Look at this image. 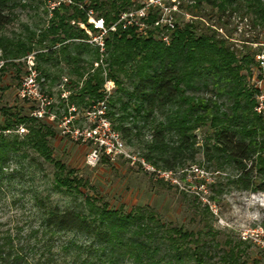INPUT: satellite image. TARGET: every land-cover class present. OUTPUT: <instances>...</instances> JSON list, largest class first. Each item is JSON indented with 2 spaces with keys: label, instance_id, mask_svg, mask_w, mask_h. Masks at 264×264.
I'll return each instance as SVG.
<instances>
[{
  "label": "trees",
  "instance_id": "1",
  "mask_svg": "<svg viewBox=\"0 0 264 264\" xmlns=\"http://www.w3.org/2000/svg\"><path fill=\"white\" fill-rule=\"evenodd\" d=\"M20 1L24 0H0V71L7 64L16 69L15 61L35 50V69L45 73L37 63L47 61L54 54L51 48L57 46L64 63L73 65L71 72L77 79L78 89L69 96L70 102L88 105L98 100L101 72L105 70L118 93L116 98H110L107 114L115 115L117 103L118 122L128 117L134 123L152 119L151 140L143 159L155 167L160 163L163 169H172L184 150L195 144L194 131L208 130L201 145L204 159L213 161L217 168L227 165L236 169L239 175L235 183L264 191V119L253 111L256 90L245 81L255 54L234 49L226 36L220 37L217 32L226 11L248 16L252 28H263L264 4L260 0H176L177 12L183 11L191 20L173 21L171 30L153 25L160 12L150 8L142 21L144 35L137 34L135 27L121 29L117 25L114 31L106 32L100 53L94 46L75 41L87 39L78 23L93 30L87 24L86 11L91 9L108 28L119 13L129 10L133 3L136 6L135 1L73 0L71 5L54 8L37 35L23 26L24 35L9 37L1 31L11 21L10 11L17 5L25 7ZM204 8L217 14L215 24L200 22ZM163 33L168 35L167 44L160 39ZM44 41L49 45L46 51L35 48V43L41 45ZM69 47L72 55L67 51ZM98 61L100 64L92 69ZM78 62L87 67L78 66ZM0 111L4 116L0 124V169L9 153L26 147L52 164L54 188L71 194L88 185L52 157L48 138L54 132L46 120L33 118L30 112L22 115L4 108ZM156 116L161 120L155 121ZM18 127L25 130L21 140L15 134L9 138V133H4L17 131ZM115 129L127 131L120 124ZM166 137H174L175 141L167 142ZM252 170L259 175L256 180L250 178ZM82 205L52 206L42 213V232H71L85 238L81 245L66 241L62 246L63 253L75 249L71 257L63 258L66 264H247L242 242L225 239L219 248L209 230L176 227L163 222L149 207L135 206L123 212L92 196H85ZM22 250L10 238H1L0 264H51L44 260V254L43 262L29 263L22 257ZM214 257L216 261L212 262Z\"/></svg>",
  "mask_w": 264,
  "mask_h": 264
},
{
  "label": "rangeland",
  "instance_id": "2",
  "mask_svg": "<svg viewBox=\"0 0 264 264\" xmlns=\"http://www.w3.org/2000/svg\"><path fill=\"white\" fill-rule=\"evenodd\" d=\"M134 1L136 6L133 3L129 9H136L143 1L150 0ZM161 2L170 8L177 5L176 0H161ZM20 4H24L25 7L17 5L10 11L11 21L1 33L9 37H18L25 34L23 26H26L37 35L38 31L46 26L50 17L45 8V0H24L20 1ZM151 8L158 9V6ZM174 13L176 14L173 21L181 23L191 20V17L183 11L177 12L175 9L171 11L172 16ZM201 16L202 24L203 22L215 24L217 14L214 11L204 8ZM220 22L218 35L220 37L225 35L231 47L241 52L246 50L254 54L258 52V44L264 42V25L263 28H252L248 16L240 17L238 12L228 11L220 18ZM86 36L88 38V35ZM90 36L93 37V34ZM85 40L75 41L87 43ZM35 46L36 49L46 51L49 45L44 41L41 45L35 43ZM51 49L54 54L47 61L37 63L45 70L42 74L35 69V50L27 54L33 56L32 67L38 74L35 83L49 100L47 111L53 116L51 121L46 120L54 132V135L48 138V145L52 157L71 168L75 175L86 180L88 185L78 188L79 193L70 194L64 189H56L53 187L54 168L50 162L44 161L26 147H20L16 152L9 153L0 169V239L8 237L13 244L22 246L21 255L29 263L49 260L51 264H66L63 258L71 257L75 249L69 248L63 253L62 246L66 241L81 245L85 242V238L71 232H42L39 226L42 213L52 206L82 207L85 196H92L100 202H105L108 207L121 209L123 212L135 206L149 207L163 222L184 230H209L219 248L223 247L225 239L240 241L246 246L244 260L247 264H264V191L245 188L243 184L235 183V178L239 175L236 169L227 165L217 168L213 161L204 159L201 145L204 144L209 131L200 128L194 131L195 144L184 150L182 158L175 162L172 169H163L160 163L155 167L142 158L150 144L152 119L147 121L138 119L134 123V119L128 117L118 122L117 103L113 110L115 115L107 114L111 109L108 105L110 98H116L118 93L112 81L106 78L105 70L101 72L103 82L98 90L101 95L98 100L88 105L70 102L69 96L74 95L78 89L75 85L76 75L71 72L73 65L64 63L57 46ZM67 51L70 55L73 54L71 47ZM83 58L86 60V56ZM15 62H18L15 65L17 70L7 64L3 66V71H0V108L7 109L9 113L27 115L32 110L33 104L17 96L22 79L26 75L27 58L24 56ZM2 63L0 60V65ZM97 64L100 62L93 63L92 69L96 68ZM77 65L87 67L81 62ZM256 74L254 61L250 66V75L245 78L246 83L251 85ZM108 80L111 86L108 87V93H105L103 85ZM132 102L130 101V104ZM101 104L104 105L103 117L109 122L112 130H116L119 124L127 129L124 133L116 130L125 151L135 159L143 160L152 168L151 171H146L137 162L123 158H117L113 162L101 158L95 165H88L85 163L88 147L59 134L57 124L61 117L67 114L68 108L73 107L77 113L73 126H82L89 124L83 119L82 112L96 110ZM91 117L92 120H96L95 115ZM3 118L0 111V124ZM157 120L161 118L156 116L155 121ZM22 128V132L17 129L4 133H9V138L15 134L18 140H21L25 134L24 127ZM166 139L167 142L175 141L174 137H166ZM249 174L251 180L259 177L255 170ZM43 245L45 246L42 247ZM42 248L43 251H40ZM216 250L219 254V249ZM42 254L44 260L41 259ZM215 261L216 257L212 259V262Z\"/></svg>",
  "mask_w": 264,
  "mask_h": 264
},
{
  "label": "built area",
  "instance_id": "3",
  "mask_svg": "<svg viewBox=\"0 0 264 264\" xmlns=\"http://www.w3.org/2000/svg\"><path fill=\"white\" fill-rule=\"evenodd\" d=\"M264 4V0H260ZM71 5L73 0H45V8L50 15L51 11L59 5ZM157 7L160 12L159 18L153 23L154 26H164L165 30L173 28V16L171 11L176 9L175 6L170 8L161 2V0H150L142 2L141 6L136 9H129L119 13L117 20L108 28L104 26L103 20L94 16L91 9L86 11L87 24L91 25V29H87L83 24L78 23V26L88 35L85 40L87 43L96 47L98 51H103V37L107 31H114L116 26L119 25L121 29H126L129 26L135 27V31L139 35L145 34V25L142 22L146 16L149 8ZM93 34V37L90 35ZM90 37V38H89ZM160 39L165 44L168 43V35L163 33ZM259 50L254 55L257 74L252 80L251 86L256 90L253 96L254 106L253 111L264 119V42L258 44ZM27 68L26 75L22 79L17 96L21 100H25L33 104L30 111V116L36 119L52 120L53 116L47 111L49 100L38 89L36 82L37 72L32 67V55H26ZM110 81H105L103 91L108 93ZM104 105H100L98 109L92 111L82 112L83 119L87 124L82 126L74 125L73 120L77 113L73 107L68 108L67 114L61 117L57 128L59 134L65 136L71 141L86 145L88 147L85 163L88 165H95L101 158H105L109 162H113L117 158L128 159L131 162H137L143 166L146 171H151L152 168L144 163L141 159L129 155L124 148V144L119 134L110 128L109 122L103 117ZM96 116V120H92L91 116ZM18 131L22 132L23 128L19 127Z\"/></svg>",
  "mask_w": 264,
  "mask_h": 264
}]
</instances>
